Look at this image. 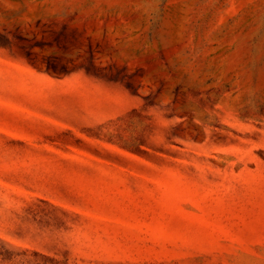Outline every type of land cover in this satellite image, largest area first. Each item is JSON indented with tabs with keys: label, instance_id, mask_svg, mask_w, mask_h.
I'll use <instances>...</instances> for the list:
<instances>
[{
	"label": "rangeland",
	"instance_id": "obj_1",
	"mask_svg": "<svg viewBox=\"0 0 264 264\" xmlns=\"http://www.w3.org/2000/svg\"><path fill=\"white\" fill-rule=\"evenodd\" d=\"M0 264H264V0H0Z\"/></svg>",
	"mask_w": 264,
	"mask_h": 264
}]
</instances>
